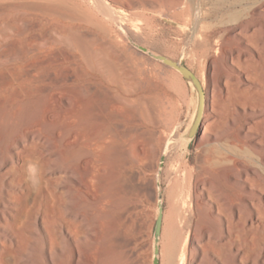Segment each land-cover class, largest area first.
Segmentation results:
<instances>
[{
    "label": "bare ground",
    "instance_id": "1",
    "mask_svg": "<svg viewBox=\"0 0 264 264\" xmlns=\"http://www.w3.org/2000/svg\"><path fill=\"white\" fill-rule=\"evenodd\" d=\"M99 1H95L96 7L112 23L106 25L97 18L93 25L100 34H105L98 40L104 50L98 52L100 57L95 55L99 59L96 65L111 73L110 77L106 74V81L101 82L107 88L105 92H101L105 97L102 105L97 104L93 112L90 109L88 97L91 84L81 85L83 72H78L80 76L74 73L67 78L65 76L68 84L60 89L44 88L41 101L32 107H28L27 99L36 92L32 90L34 86L16 88L0 97V229L10 235V242L16 247L20 264H34L29 260L31 254H28V250H35L40 243L43 244L45 264H96L95 258H100L105 264H120L123 258L115 254L129 242L127 235H121L116 230L105 238L100 237L89 215L92 201L99 211H103L104 206L111 203L115 224L122 220L119 195L125 186L116 171L123 165L120 167L116 163L111 172L107 167V163L113 161L117 153L121 154L122 149L115 148L114 140L112 142L108 139L130 136L136 130V125L143 121L135 108L137 84L135 86V80L128 73H117L109 60L108 52L114 51L111 48L116 47L113 42L115 40L112 41L109 37V41L104 42L114 30L113 26L122 36V28L131 36L136 37L138 34L135 35L136 31L127 25V18L119 13H116L119 22H112L108 8L102 0ZM108 1L111 5L112 2L124 3V0ZM233 1L235 7L247 5L243 9L248 12L250 20L227 30L219 38L218 31L212 29L213 25L204 24L206 18L200 5L194 4L192 0H170L173 7L183 10L187 29H190L192 38L196 39L197 49H206L214 54L209 65L204 116L197 133L198 148H207L205 154L198 156L197 166H189L185 172L183 197L186 198L189 193L190 199L193 195L195 200L194 206L190 204V200L188 203L193 223L187 264H248L250 258L252 264H264V178L239 156L252 153L264 164V94L259 95L262 89L254 86H264V67L260 66L264 63V32L261 28L264 22V1ZM229 16L235 19L239 14L234 12ZM72 34L75 35L73 32ZM88 37L92 36L88 34ZM79 38L80 35L77 40ZM95 44L93 47H96ZM85 48L89 49L87 46ZM220 55L226 67L218 79H215V60ZM42 61L27 64L15 69V72L11 71L14 74H9L15 80L26 77L35 82L40 78L46 63ZM90 66L93 71L94 65L91 63ZM72 67L78 68L77 63H73ZM178 78H181L179 74ZM50 79V82L54 81ZM3 81L4 79L1 82ZM93 118L102 125L111 122L115 124L92 131L90 124ZM148 121L151 122V119ZM146 138V143L150 146V138L149 141ZM160 139L163 140L161 156L166 137ZM133 143L134 150L131 149L135 152L136 144ZM128 148L125 149L126 152L130 149ZM135 153L136 156L134 153L132 155L136 158L138 151ZM39 160L42 161L41 168ZM152 163L145 164L151 166ZM158 164L156 167L152 166L156 171ZM42 176L50 181L53 199L51 201L44 192H39L32 208V216H28L25 229L17 234L14 223L24 209L25 195L29 188L37 190L38 179ZM152 180L157 192L156 178ZM95 182L98 183L99 190L96 194L92 190ZM179 190L180 183L176 182L170 191V201H174L167 234L170 260L177 259L182 241L180 222L187 221L184 211H181L182 198L179 199ZM230 192H238L239 198L231 196ZM108 218L110 215H105L102 219ZM98 245L102 246L100 256L94 258L91 250ZM4 248L5 243L0 240V251Z\"/></svg>",
    "mask_w": 264,
    "mask_h": 264
},
{
    "label": "rangeland",
    "instance_id": "2",
    "mask_svg": "<svg viewBox=\"0 0 264 264\" xmlns=\"http://www.w3.org/2000/svg\"><path fill=\"white\" fill-rule=\"evenodd\" d=\"M95 1L96 0H0V97L12 92L16 88H30L31 86V88H33L34 86L32 90H35L36 92H34L36 94L32 91L34 95L27 99L29 102L28 107H32L41 101L43 97L42 90H44V88L49 87L54 90L60 89L62 86L68 84L65 81V76L67 78V76L72 73L80 76L83 72V75H81L83 76L81 85L84 83L91 84V90L89 91L90 94L88 97L90 109L93 112V109L97 104V106L102 105L105 97L101 92H105V89L107 88L105 85H102L101 82L102 80L106 81V78L110 77L111 73H109L110 71L101 69L96 65L99 60L97 59V56L100 57L98 52L103 49L98 40L101 35L105 34H100L97 27L93 25L94 20L97 18L101 19L106 25H111L112 23L102 12L99 11L96 7ZM99 2H101V0ZM120 2L121 4H119ZM120 2H112L115 13H119L127 18L128 27H131L134 32L136 31L135 35L138 34V36L136 35V37H132H135L134 39L142 45L154 49L172 59H177L179 57L182 45H188L186 65L200 79L205 92H207L209 65L214 54L213 52L206 51V49H197L195 46L196 39L192 38L190 29H187L185 23L186 16L183 13V10L179 7H173L170 0H165V2L164 0H124V3L122 1ZM192 2L201 6L202 13L206 18L204 24L206 26L213 25L212 29L218 31L219 38H221L222 34L224 35L227 30L237 28L250 20L248 12H245L243 9L247 6L246 4L245 6L238 5L235 7L233 6V0H192ZM234 12L239 14V19H232L229 16L230 13ZM206 15L209 16L207 17ZM112 22L114 21L112 20ZM113 27L114 30L110 36H107V41H104L108 42L110 38L112 41L115 40L113 42L116 47H110L111 50L114 49V51L107 50V52L109 51L108 58L114 65L117 73L122 75L128 73L130 78L133 81L135 80V86L137 84L138 88L136 91L138 102H136V104L138 107L135 105V108H137V111L140 113L144 122L142 121L136 125V130L128 137H112L108 139L112 142L114 140L113 143L115 148L118 147L122 149L121 154L125 152V156L124 154L121 155L117 153L113 160L114 163L113 161L107 163L110 172L116 163H118L120 167L123 165L121 167L123 170L119 168V170L116 171L118 178L121 180V183H123L122 185L125 186L121 191V195H119L121 208L123 210L122 220L117 221L115 224L116 219L115 215H113L111 203H107L104 206L103 211H99L92 201L89 215L100 237L104 236L105 238L114 230L121 235H127L126 238L129 240L128 244L115 254L116 256L119 255L121 259L123 258L120 264H150L151 234L154 223V212L152 208L157 202V192L154 189L155 183L154 180H152V178H155L154 173L156 169L153 167H156L157 163H159L160 150L162 147L161 143H163V140L160 138L164 139L176 122L183 119L185 116L190 92L186 81L178 72L153 61L133 49L125 40L124 36L121 35V32L115 26ZM261 28L264 32V22L261 24ZM211 30H205V32ZM72 32L75 33V35L72 34ZM78 34L80 35V38H84L82 40L79 38V42L77 40L79 36ZM88 34L92 37H88ZM91 39L94 41L92 42ZM80 41H82L81 45L86 51L79 44ZM85 41H89L87 43L88 45H85ZM95 42L96 44L98 43V45H96ZM90 43L91 46L89 47ZM93 43L99 48V50H97L96 47H93ZM86 46L89 49H86ZM90 49L91 51H94L95 49V52L92 51L94 54H92ZM88 56L89 58L91 57L92 60H89ZM221 56L222 55L215 60L216 72L213 75L215 79H218L220 73L226 67V63H224L225 61ZM86 59L88 60V64ZM38 61L46 62L48 64H44L41 76L37 81H30L26 77H23L20 80H15L11 77L10 74H14L11 71L15 72V69ZM89 62L94 65L93 71ZM73 63H77L78 68H71ZM260 66L264 67V63H261ZM68 69L71 70L69 71ZM78 72L80 74H78ZM106 74L107 77L105 76ZM178 74L181 76L180 79L178 78ZM4 77H9L10 79H5ZM3 79L4 81H10V83L8 81L1 82ZM49 79L51 81L53 79L54 81L50 82ZM254 86L262 89L261 92L259 91V95L264 94V86ZM97 92L102 96L99 97L100 94L98 95ZM138 99L140 100L138 101ZM145 104L146 106H144ZM258 113L260 114V112ZM150 119L151 122L148 121ZM114 124V122H111L102 125L93 118L90 127L92 131H97L108 125L114 126ZM234 133H236V131H234ZM143 134L145 138L142 136ZM147 134L148 136H146ZM146 137H148V141L150 138V146L146 143ZM152 137H154L153 140L151 139ZM152 142H154V145H152ZM198 142L199 138L197 135L191 147L192 153L190 157V166L192 168L197 166L198 156L205 154L207 148L206 146L198 148ZM132 143L136 144L134 145L135 152L138 151L137 154L139 156L137 155L136 158V153L133 152L134 147ZM126 146L130 148H128V153L125 151V149L127 150ZM151 146L152 148L150 149L149 147ZM131 148H133V150ZM152 149L155 152L154 154ZM130 150H132L135 156L132 155L133 153ZM149 151H152V153ZM157 152H159V154ZM144 153L149 155L146 156ZM239 156L264 178V164L255 157L256 155L254 156L252 153L251 155L250 153H245L239 154ZM142 159L146 161L147 164H151L152 161V165L148 166L154 170L149 169L147 164H145L146 162ZM141 161L144 163H141ZM39 164L41 168L43 166L42 161H40ZM153 164L155 166H153ZM152 174L154 176H152ZM129 175L132 177L131 180ZM112 176L113 174L111 177ZM125 178L127 179L125 180ZM97 184L98 183L95 182L92 187L95 194L99 191ZM39 192H44L49 200L52 201L53 196L50 181L43 176L38 179L37 190L29 188L25 195L24 209L19 215L18 220L14 223L15 233L19 234L25 229L28 216H32V208ZM230 193V195L235 198H239L240 196L238 192ZM235 194H238V196ZM190 204H192V206L195 205L193 195L190 199ZM124 211L126 212L124 213ZM105 215H108V217L110 215V218L103 220L102 218L105 217ZM110 223H114V227ZM10 239L8 232L0 229V240L5 243L6 247L0 251V264H20L16 253V247L12 245ZM101 247V245H98L91 250V254L94 258L100 256ZM29 253L31 254L29 260L34 264H45L42 243H40L35 250H28V254ZM251 260L252 259L250 258L248 264H252ZM94 262H96V264H105L100 258L97 260L95 258ZM176 262L177 259L170 260L168 255V264H176ZM230 264L235 263L231 262Z\"/></svg>",
    "mask_w": 264,
    "mask_h": 264
},
{
    "label": "water",
    "instance_id": "3",
    "mask_svg": "<svg viewBox=\"0 0 264 264\" xmlns=\"http://www.w3.org/2000/svg\"><path fill=\"white\" fill-rule=\"evenodd\" d=\"M108 8L114 22H119L113 6L108 0H102ZM174 24V23H173ZM128 44L139 53L147 56L176 72L186 81L190 97L183 119L176 122L166 134V141L160 156L158 169L154 173L156 178L157 202L152 208L154 223L151 234L150 264H168V223L174 201H170V191L176 182L180 183L178 192L182 198L181 211L187 218L186 223L180 222L182 241L178 250L176 264H187L189 238L193 219L189 216L188 203L190 195L184 196L185 172L190 166L191 147L197 137L204 110L205 90L200 79L186 65L188 45H182L177 59H172L154 49L148 48L134 39L126 30L121 29ZM170 172V173H169ZM169 173V174H168Z\"/></svg>",
    "mask_w": 264,
    "mask_h": 264
}]
</instances>
